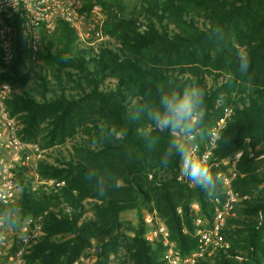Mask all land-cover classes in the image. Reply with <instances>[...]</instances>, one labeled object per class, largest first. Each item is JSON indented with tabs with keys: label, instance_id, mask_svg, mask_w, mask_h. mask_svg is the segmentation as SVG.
I'll return each mask as SVG.
<instances>
[{
	"label": "trees",
	"instance_id": "16d2710c",
	"mask_svg": "<svg viewBox=\"0 0 264 264\" xmlns=\"http://www.w3.org/2000/svg\"><path fill=\"white\" fill-rule=\"evenodd\" d=\"M94 4L108 11L105 34L113 39L101 45L98 55L61 23L44 40L45 65L37 73L36 89H26L31 77L20 71V46L12 74L0 76V82L24 86L7 107L25 142L43 148L74 142L69 157L60 151L57 163L43 160L38 172L41 180L66 181V187L34 190L33 178L17 176L23 218L45 217V236L26 262L84 264L85 254L95 249L93 264H112L113 257L130 264H165L162 245L145 239L143 211L158 215L183 256L198 249L193 206L213 221L226 200L222 183L212 199L180 183L178 163L167 168L160 163L167 133L158 148L149 149L140 134L146 119L127 118L134 102L143 103L149 92L155 97L157 86L171 79L181 89L194 81L204 88L207 129L232 109L214 160L242 153L232 183L241 201L224 230L231 249L201 264H264V0H142L129 16L117 0H94L85 9ZM216 26L223 30L221 43L208 39ZM241 46L251 61L243 77L236 71ZM102 127L126 128L127 135L108 138L101 135ZM220 171L226 169L213 170ZM92 172L105 181L103 197L96 179H88ZM132 211L137 225L127 229L123 215Z\"/></svg>",
	"mask_w": 264,
	"mask_h": 264
},
{
	"label": "built area",
	"instance_id": "2783aa9c",
	"mask_svg": "<svg viewBox=\"0 0 264 264\" xmlns=\"http://www.w3.org/2000/svg\"><path fill=\"white\" fill-rule=\"evenodd\" d=\"M84 5V0H0V76L13 65L19 46L24 53V68L29 70L42 52L44 38L53 36L61 23L74 32L79 43L93 48L98 55L102 44L98 46L97 42L92 40L96 32L103 29L107 15L103 6L99 4H95L89 14L84 11ZM13 94L12 86L8 82H0V188L7 190L9 199L17 203L20 188L17 181L19 173H24L26 178H33L36 184L50 189L59 190L65 186V183L40 179L38 172L42 161L46 160L47 151L39 144L25 142L21 138L19 133L21 125L11 116L7 107ZM232 112V109H226L223 117L211 128V131L220 135ZM217 146L218 141L213 143L207 138L200 141L201 152H207L210 156L209 164L212 170L221 167L226 169L231 163L233 169L229 173L223 171L217 173L226 191V200L216 209L213 221H207L199 216V206H193L197 215L194 224L199 240L196 251L183 256L176 243L172 241L166 224L156 213L146 212L145 239L151 246L162 245L165 264H201L203 261H212L220 253L231 249L230 243L224 236V230L228 221L235 217L237 206L241 201L239 195L233 191L232 183L242 153L219 162L214 160ZM178 181L194 187L185 182L179 173ZM38 219L29 218L21 230L13 254L4 253L0 247V264L24 263L25 256L45 236L37 225ZM0 246L6 247V243L2 242Z\"/></svg>",
	"mask_w": 264,
	"mask_h": 264
},
{
	"label": "clouds",
	"instance_id": "9594fccd",
	"mask_svg": "<svg viewBox=\"0 0 264 264\" xmlns=\"http://www.w3.org/2000/svg\"><path fill=\"white\" fill-rule=\"evenodd\" d=\"M208 39L214 43L224 40L223 30L216 26L208 33ZM237 67L240 76H247L250 68V53L246 46L236 49ZM248 87L251 88L249 82ZM149 99L143 103L134 102L129 108L127 118L139 120L143 116L146 127L140 131L149 149L160 146L162 134L167 133L166 143L160 156V163L165 168L178 163L181 178L200 189L209 198H215L220 190L221 177L214 173L207 152H201L200 141L207 138L216 142L222 137L205 127L206 103L205 90L195 81L182 89L174 80L169 79L157 86L155 97L149 92ZM101 135L108 138L123 139L127 129H101ZM88 179H96L97 194L106 195L105 181L97 178L95 172L89 173ZM24 227L23 210L15 200H10L7 190L0 188V243L14 231Z\"/></svg>",
	"mask_w": 264,
	"mask_h": 264
},
{
	"label": "rangeland",
	"instance_id": "374dc122",
	"mask_svg": "<svg viewBox=\"0 0 264 264\" xmlns=\"http://www.w3.org/2000/svg\"><path fill=\"white\" fill-rule=\"evenodd\" d=\"M117 1L123 5V8L125 10V15H127V16H129L131 13H133L136 8H139V6L142 2V0H117ZM93 2H94V0H84V3H85L84 11L87 12L88 14H89L91 9L86 10L85 7L87 4L92 5ZM105 12H106L107 18L105 20V24L103 26V29L98 30L96 32V34L94 35L93 40H92L93 42H97L96 45H98V46H100L101 44L106 43L108 41H113V39L110 36L105 34V26L109 20V13L106 10H105ZM56 32H58V31H56ZM55 33H54V35H55ZM53 36H51V37H53ZM51 37H48V38H51ZM100 39H101V41H98ZM44 40H45V38H44ZM44 40H43V42H45ZM44 44L45 43H43L42 52H41L40 56L38 57L37 62H35L29 70L24 68V65H23L24 62H22V64L20 65L21 73L22 74H29L31 77V80L28 82L26 89H29V90L33 89V88L36 89V87L38 86L37 73L39 72L40 67H43L45 65L44 64L45 62L43 61V57H42L43 56V50H44ZM13 66H14V63L8 70H6L5 74H12ZM49 79H50V81H54L52 76H50ZM7 82L12 86L13 92L15 94H19V93H22L24 91V86L22 85L21 82H15V81H7ZM33 93L36 97L39 98V96L36 92H33ZM40 147L43 148L41 145H40ZM73 148H74V142L71 140H66L65 143L61 144L60 146H54V147L43 148V149L47 151L46 160H49L50 162L57 163L56 159L59 158V152L60 151L63 152L64 156L69 157V154L73 150ZM232 169H233L232 163L228 164L226 166V172L227 173H229ZM55 181H59V180H55ZM59 182H64L65 183L64 187L67 186L66 181H59ZM32 185H33L34 190H36L40 187V185L36 184L35 182ZM21 193H22V189L19 188L18 201L20 199ZM145 215H146V211H143V213H142L143 219H144ZM37 218H39L37 221V225H39L42 232H44L45 217H37ZM28 220H29V218H24V225L27 224ZM123 220H124V224H125L126 228L132 229L133 227H135L137 225V220H138L137 219V212L132 211V212L124 214ZM20 235H21V230L10 232L5 237L3 242L6 243V247L0 246L1 249H3L4 253H6V254H13L14 253ZM95 254H96L95 249H91L85 254L84 258L81 261L84 264H93ZM122 256H124L123 253H122ZM122 256H120V257H122ZM112 259H113L112 264H130L126 259L125 260H119L118 258H115V257H113ZM212 262L213 261H211V263ZM22 264H28L26 262V259H25L24 263H22Z\"/></svg>",
	"mask_w": 264,
	"mask_h": 264
}]
</instances>
